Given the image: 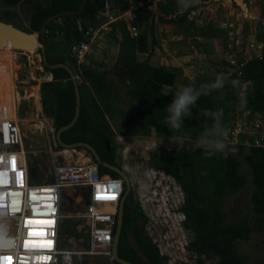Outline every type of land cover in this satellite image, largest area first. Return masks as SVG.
Wrapping results in <instances>:
<instances>
[{
	"label": "trees",
	"instance_id": "obj_1",
	"mask_svg": "<svg viewBox=\"0 0 264 264\" xmlns=\"http://www.w3.org/2000/svg\"><path fill=\"white\" fill-rule=\"evenodd\" d=\"M22 1L24 0H0V4L14 6ZM83 1L48 0L47 3H39L30 18L28 31H38L51 15L64 11H77ZM117 1L122 2V9L128 8L130 0ZM133 1L139 3L141 0ZM151 4L156 7V14L163 23L186 21L191 10L197 7L194 5L185 11H180L178 0H152ZM103 5L104 0H87L79 14L66 15L47 24L46 34L48 50L55 48L57 52L50 62L66 63L73 68L76 75H79L81 113L77 122L62 133V140L66 144L87 142L97 150L104 161L121 167L117 154L119 144L110 123V119L116 117L114 103L120 96L119 87L108 81V70H99L97 63H95L96 68H93V64L79 65L77 58L72 57L70 53L71 44L83 40L84 32L90 25L101 23L96 21V15ZM196 15H201V12H196ZM79 18H82L81 29L77 23ZM154 19L153 16L152 23ZM191 23L195 25L194 21ZM127 25V22H123L121 26L123 39L117 58L119 66L117 73L121 77V84H127L126 93L132 105L140 104L143 109L138 115H130L122 110L121 115L127 116L128 123L143 127L144 130H140L139 133L141 135L151 136L149 130L154 127L157 130L156 136L186 135L191 138L185 140L178 149L159 147L150 158L151 164L172 176L185 193V200L180 210L186 217L185 227L193 232V238L187 244V249L196 255L195 264H249V256L240 250V241L248 240L254 227L257 231L264 230V147H250L244 158L252 171V221L243 219L227 222L223 212L224 202L227 197L245 188L246 173L241 170L238 158L231 151L226 150V154L217 152L208 155L203 148L196 147L194 142L205 128L213 123L203 115L204 110L218 111L221 113V118H227L236 107L239 92L247 82H253L255 85L251 94L246 95L247 106L253 113L264 111V49L260 56L248 60L242 75L235 72L228 76L229 81L238 80L240 82L238 86L233 87L229 82L222 90L201 95L192 109V114L185 117L180 132H171L165 118L173 94L165 93L163 89L165 86L174 85L177 73L151 63L153 48L158 44L154 34L150 44L147 30L140 31L139 35L134 37L130 34ZM63 32L66 33L64 36L68 43L63 51H59ZM4 47L0 48V51L10 52L14 56H5L3 59L10 60L11 69L15 66L18 68L11 40ZM138 52L147 53L148 56L140 61ZM29 53L34 54L35 51L30 50ZM44 67L53 74V79L41 83L43 113L54 120V128L57 131L62 126L68 125L75 116V85L67 69ZM13 75L15 76V73ZM13 89V86L12 88L7 86L10 97ZM32 89L29 96L38 99V88ZM86 151L91 155L88 150ZM80 157L87 159L83 154ZM33 163L34 160L31 167L35 165ZM99 171L102 175L121 178L117 172L103 166H99ZM32 182H37V179L33 178ZM132 196L130 194L125 203L123 229L119 242L120 257L136 264H168V255L160 252L158 245L152 241L146 231L148 216L141 205L133 201ZM210 259L216 260L207 262Z\"/></svg>",
	"mask_w": 264,
	"mask_h": 264
},
{
	"label": "rangeland",
	"instance_id": "obj_2",
	"mask_svg": "<svg viewBox=\"0 0 264 264\" xmlns=\"http://www.w3.org/2000/svg\"><path fill=\"white\" fill-rule=\"evenodd\" d=\"M38 3L24 2L9 11L12 14L9 17L4 15L6 7L0 4V17L20 28L18 25H23L22 20L25 15H31ZM119 3L122 5V2L119 1ZM148 3L140 8L137 20L132 21L137 23L139 33L147 30L150 44L153 40L151 32L155 29L158 44L153 48L154 53L151 63L177 73L174 85L166 88L167 91L179 90L187 85H194L199 88L203 84L214 81L219 73H224L227 76L232 75L235 71L233 72V68L229 66L231 58L242 57L241 61L247 63L248 60L258 57L257 55L263 52L264 35L260 20L264 16V0H219L217 3H211L205 9V12H201V15H195V19L191 20L190 17L186 21L174 23L161 22L156 14V7L152 6L150 2ZM153 16L155 19L152 23ZM192 21L195 22V25L191 23ZM122 24L123 20L119 21L117 28L121 29ZM102 32L99 33L98 39L93 42L92 51L85 58L87 61H93L95 59L93 54L100 52L101 47L104 46L102 43L101 46L100 42H104L106 39L108 41L110 38V35L103 36ZM67 43L66 38L61 37L59 51H63ZM0 48L5 47L0 46ZM103 51L105 50L103 49ZM56 53L55 48L48 50L49 60L54 58ZM28 54L32 56V53ZM38 54L39 56L32 65L33 69L40 65L38 60L41 57L40 51H35L33 55ZM5 56L13 57L14 55L4 50L0 51V61L3 64L0 68V82H5L7 90L8 85L12 88L13 83L10 80H15L13 73H15L16 66L14 69L13 67L10 69L9 62L3 59ZM17 63L20 67L21 62L19 59H17ZM27 74L23 70V76L26 77ZM37 74L40 75L39 71ZM254 87L253 82H247L242 86L236 107L227 118H221V123L225 127L229 128L239 121H251L256 118L262 121L264 130V111L253 113L251 108L247 106L246 95L251 94ZM8 97L12 100L9 93ZM35 100L36 98L33 96L23 99L19 116H25L28 111V117H25L26 120L22 119L25 132L24 142L26 149L31 153L28 160L30 163L34 160L33 164L36 167L32 165V171L34 169L35 172L33 173L37 181L47 182L53 178L51 171L52 156L49 153L50 125L52 122L46 125L42 121L45 126L42 128L36 127L37 123L41 122L42 119L44 120L45 116L38 115V103ZM130 101L129 96L122 92V96L116 104L119 107L116 115L118 117L111 120V125L119 144L118 159L131 178L133 198L141 203L148 215L146 231L152 241L158 245L160 252L168 255V264H195L196 255L187 249V244L193 238V232L185 227L186 217L180 210L184 203L185 193L172 176L154 167L150 160L151 155L156 153L159 147L178 149L183 143H172L170 140L174 137L156 136L153 138L152 136L139 134L140 130H144V128L128 123L127 116L124 117L120 113L126 109L130 115H138L141 106L136 108L135 104L132 105V101ZM11 103L3 101L0 104V110L10 113L12 112L10 110L12 106L16 112L13 103ZM12 117L14 119L13 115ZM160 141L161 143L155 151H149L154 142ZM249 148L250 146L245 144H227L226 150L231 151L238 158L240 168L247 176L245 188L227 197L224 202L223 212L226 215L227 222L243 219L252 221V171L244 159L249 152ZM77 150L82 152L81 154H85L86 157H91L86 150L79 148ZM70 152L72 154L71 159L79 160L81 154ZM67 155H70V153ZM84 160L86 161V159ZM115 184V190L118 191L120 182L117 181ZM86 196L85 191L82 189L76 191L74 188H69L64 193L65 209L72 214L82 212L86 204ZM85 229L86 224L81 219L75 217L65 218L61 231L62 237L77 240L80 246L87 247L89 239ZM134 244L136 245V243ZM240 250L249 256V264H264V230L257 231L254 227L250 238L240 241ZM214 260L216 259H210L207 262ZM87 263L105 264L106 259L98 256L88 259L85 264Z\"/></svg>",
	"mask_w": 264,
	"mask_h": 264
},
{
	"label": "built area",
	"instance_id": "obj_3",
	"mask_svg": "<svg viewBox=\"0 0 264 264\" xmlns=\"http://www.w3.org/2000/svg\"><path fill=\"white\" fill-rule=\"evenodd\" d=\"M151 1L135 3L130 0L128 8L122 9L119 1L104 0L103 8L96 15V21L101 23L90 25L84 32L83 40L71 44V56L77 58L79 65L86 64L88 61L85 58L91 53L99 33L121 20L129 22L130 34L137 37L139 27L132 20L136 21L140 8ZM218 1L199 0L188 18L195 19L196 12H205L211 3ZM260 22L264 33V16ZM15 51L26 57L22 68L15 70L17 114L24 98L21 89L25 84L38 81L39 76L36 70L30 68L34 61L31 62L29 51ZM241 58H231L229 63L238 75L244 73L247 64ZM24 69L28 72L26 77L23 76ZM22 124L21 118L0 117V264H85L88 259L98 256L106 259L105 264H116L112 247L119 203L124 194L123 180L102 175L91 155L86 161L71 159L70 151L82 152L77 148H59L56 130L52 128L49 153L52 156L53 178L47 182H32L35 175L28 160L30 151L26 149ZM228 130L227 144L264 147L263 123L259 119L239 121ZM66 151L71 155H67ZM117 181L120 182V189L116 195L115 210L106 211L100 202L110 194L111 183ZM69 188L85 191L86 204L82 212L64 213V193ZM68 217L79 218L86 224L87 247L80 246L77 240L62 237L63 222Z\"/></svg>",
	"mask_w": 264,
	"mask_h": 264
},
{
	"label": "water",
	"instance_id": "obj_4",
	"mask_svg": "<svg viewBox=\"0 0 264 264\" xmlns=\"http://www.w3.org/2000/svg\"><path fill=\"white\" fill-rule=\"evenodd\" d=\"M87 0H84L81 7L77 11H64L60 12L54 15H51L48 17L42 24L41 28L34 32H29L27 30H24L22 28L17 27L16 25L12 23H8L0 18V46H7L8 41L11 40L13 44V48L15 50L20 51H41V59L45 66L54 69V68H65L68 70V72L71 75V78L73 79L74 85H75V91H76V111L75 116L73 120L65 126H62L56 131V139L60 146L64 148L69 149H76L78 147L84 148L88 150L91 153L92 158L96 161L98 166H103L106 168H109L115 172H117L123 182L125 183L126 190L124 194L122 195L119 203L118 208V214H117V222H116V228H115V235L113 240V247L112 252L114 255V258L117 263L119 264H136L131 261H128L126 259H123L119 255V242L122 234L123 229V222H124V214H125V203L128 198V195L130 194L132 190V183L131 178L127 171L123 168V166H116L113 164L108 163L107 161H104L100 155L98 154L97 150L89 143L87 142H76L73 144H66L62 140V133L65 130H68L70 127H72L78 120L80 113H81V93L78 83V77L73 70V68L66 64V63H51L48 58V41H47V34H46V26L47 24L60 19L63 16L66 15H72V14H79L85 7Z\"/></svg>",
	"mask_w": 264,
	"mask_h": 264
},
{
	"label": "clouds",
	"instance_id": "obj_5",
	"mask_svg": "<svg viewBox=\"0 0 264 264\" xmlns=\"http://www.w3.org/2000/svg\"><path fill=\"white\" fill-rule=\"evenodd\" d=\"M198 3L199 0H178L179 10L185 11ZM229 82L233 87L238 86L240 83L238 80L229 81L226 74L219 73L214 81L203 84L199 88L194 85H187L183 86L179 90H174L172 102L167 107L168 115L165 118L167 127L171 130V132H180L183 127L185 117L192 114V109L196 105L199 97L201 95H208L212 91L222 90ZM203 115L211 119L213 123L210 127H206L196 139L194 142L195 146L203 148L208 155H214L217 152L226 154V141L229 136V130L221 123V113L218 111L213 112L211 110H204ZM149 132L153 138L156 137V128L152 127ZM190 139L191 138L189 136L179 135L170 141L174 144H182L185 140ZM160 143L161 141L154 142L149 148V151H155Z\"/></svg>",
	"mask_w": 264,
	"mask_h": 264
},
{
	"label": "crops",
	"instance_id": "obj_6",
	"mask_svg": "<svg viewBox=\"0 0 264 264\" xmlns=\"http://www.w3.org/2000/svg\"><path fill=\"white\" fill-rule=\"evenodd\" d=\"M24 2H32V3H36V2H42V3H47V0L46 1H44V0H42V1H36V0H24V1H22V2H20L19 4H17V5H14V6H6V5H3V4H1V5H3V6H5L6 7V11L4 12V15L5 16H12V14H11V12H9V11H11L12 9H14V7H16V6H19V5H21L22 3H24ZM38 3V4H39ZM37 4V5H38ZM36 5V6H37ZM36 6H35V8H36ZM35 8H34V10H35ZM34 10H33V12H34ZM9 12V13H6V12ZM33 12L31 13V15H29V16H27V15H25V18L22 20V22H23V25L21 24V25H18V26H20V28H22V29H24V30H30V18L32 17V14H33ZM157 12V11H156ZM1 18V17H0ZM3 19V18H2ZM77 23H78V27H79V29H81L82 28V18H79L78 19V21H77ZM126 23V22H125ZM117 24H118V22L117 23H113V24H111L110 26H109V28H108V30H106V31H103L102 32V34H103V36L104 35H107V36H109L110 35V38L108 39V41H107V39L106 40H104V42H106V43H104V42H100V45H101V43L102 44H104V46H102L101 47V49H102V51H101V49H100V52H98L97 54L95 53V54H93V56H95V59H93V61H88L86 64H84V65H86V66H88V65H92L93 66V68H96L97 66V64H98V69L99 70H108L109 71V74H108V76H107V79H108V81L110 82V83H114V84H116L119 88V91H120V96H119V98L115 101V103H114V107L116 108V111L114 112V113H116V115H117V108H119L116 104H117V102L119 101V99L121 98V96H122V92H125L126 93V89H127V84H121V80H120V76H119V74L117 73V71H118V69H119V66L117 65V58H118V55H119V51H120V43H121V40L123 39V33H122V31H121V29H118L117 28ZM116 26V27H115ZM115 27V28H114ZM34 32H36V31H34ZM152 34H154L155 35V29H154V32L152 31L151 32ZM63 37H65L64 35H66V33L65 32H63L62 34H61ZM61 36V37H62ZM103 49L105 50V51H103ZM36 52H38V51H36ZM41 53V52H40ZM37 54V53H36ZM138 60H140V61H143L144 59H146V57L148 56L146 53H143V52H138ZM30 56V55H29ZM35 55H33L32 54V56H30V58H31V62H33L34 61V63H35V59H37V56H39V54L38 55H36L35 57H34ZM56 55H54V57H55ZM19 59V61L21 62V66L20 67H18V68H16V69H20V68H22V66H23V63H24V58H26L25 56L23 57H21V55H20V53L18 54V53H16V51H15V59ZM48 58H49V56H48ZM38 60H39V63H40V65L37 67V68H35V69H33V67H30L32 70H36V72H38L39 71V73H40V75H38L39 77H38V81H34V83H32V84H25L24 85V87L21 89V93L23 94V96H24V98L23 99H28V98H30V96H29V93H30V91L31 90H33L32 88H35V87H37L38 89H37V91H38V93H39V98L38 99H36L35 101H36V103H38V105H37V109H38V115H43V116H45L44 115V113H43V106H42V101H41V83L43 82V81H45V80H52L53 79V74L52 73H50L49 71H47L46 69H45V65H44V63L42 62V59H41V57L40 58H38ZM95 63H97V64H95ZM33 65V64H32ZM100 65V66H99ZM116 67V68H115ZM26 72H27V70L26 69H24ZM28 73V72H27ZM0 76H1V73H0ZM77 77L79 78V75H77ZM40 78V79H39ZM122 78H124V77H122ZM0 81H1V79H0ZM8 81V80H7ZM10 82H12V83H15V80H10ZM0 83H2V82H0ZM38 83V84H37ZM87 83H88V81H87ZM10 84V83H9ZM170 86H165L164 87V92L165 93H168V94H174V91H167V89L166 88H169ZM127 94V93H126ZM3 101V100H2ZM131 102V101H130ZM132 103V102H131ZM140 107V104H137V103H135V107L137 108V107ZM143 108L141 107V110H142ZM19 111H21V106H20V110ZM124 111L126 112L127 110L126 109H124ZM19 113L20 112H18L17 114V116H18V118H21V120L23 119H25L26 120V118L28 117V111H27V113H26V115L25 116H23V117H20L19 116ZM26 117V118H25ZM118 116H116L115 118H112V119H116ZM112 119H110V123H111V120ZM22 120V121H23ZM44 122V124H48L49 125V123H51L52 122V124L50 125V130L52 129V128H54V120L52 119V118H49V117H44V120L42 119L41 120V122ZM119 149V148H118Z\"/></svg>",
	"mask_w": 264,
	"mask_h": 264
},
{
	"label": "bare ground",
	"instance_id": "obj_7",
	"mask_svg": "<svg viewBox=\"0 0 264 264\" xmlns=\"http://www.w3.org/2000/svg\"><path fill=\"white\" fill-rule=\"evenodd\" d=\"M10 41V40H9ZM8 41V42H9ZM12 42V41H11ZM13 45V44H12ZM7 60V59H6ZM5 60V61H6ZM8 62L10 61V60H7ZM9 64H10V69H11V66H12V64L9 62ZM1 65H3L2 64V61H0V68H1ZM8 75V74H7ZM8 77V76H7ZM13 87H14V89H13V91H12V97H11V99L12 100H10L9 99V97H8V91L6 90V88H5V82H2V83H0V101L1 100H3V101H5V102H8V103H11V101H12V103H13V106L15 107V104H16V99H15V97H16V85H15V83H13V85H12ZM2 101V102H3ZM2 102H0V104H2ZM11 103V104H12ZM12 112H5L4 110H0V117H11V118H13L12 117V115L14 116V119H16V120H18L19 118H18V116H17V114H16V112L14 111V109H13V107L11 106V109H10ZM15 110H16V108H15ZM7 114H9V115H7ZM24 124V123H23ZM31 124V123H30ZM34 125V124H33ZM43 122H39V123H37V128H42V127H44L45 125H43ZM32 126V125H31ZM30 130V129H29ZM33 130V129H32ZM66 153L67 154H69L70 152L69 151H66ZM71 155V154H70ZM79 156V155H78ZM78 158V157H77ZM85 158H83V157H80L79 158V160L78 161H85L84 160ZM116 184H115V182H112L111 183V185H110V194L106 197V198H104V201H106V202H104V201H102V202H100L101 203V207H102V209H104V210H106V211H114L115 210V204H116V195L115 194H117L118 192H119V189H118V191H116L115 189V186ZM119 187H120V185H119ZM107 201H109V202H107ZM64 213L66 214V215H68L69 213H71L70 211H68L67 209H65L64 210Z\"/></svg>",
	"mask_w": 264,
	"mask_h": 264
},
{
	"label": "flooded vegetation",
	"instance_id": "obj_8",
	"mask_svg": "<svg viewBox=\"0 0 264 264\" xmlns=\"http://www.w3.org/2000/svg\"><path fill=\"white\" fill-rule=\"evenodd\" d=\"M124 185H125V183H124ZM125 190H126V186H125ZM131 191H132V190H131ZM130 194H132V192H130ZM130 194H129V195H130ZM129 195H128V196H129ZM132 198H133V196H132ZM184 200H185V198H184ZM133 201H134V202H137V203H139V204L141 205V203H140L139 201H137L136 199H134V198H133ZM141 207H142V205H141ZM142 208H143V207H142ZM143 210H144V209H143ZM144 211H145V210H144ZM145 213H146V212H145ZM146 215H147V214H146ZM147 216H148V215H147Z\"/></svg>",
	"mask_w": 264,
	"mask_h": 264
}]
</instances>
